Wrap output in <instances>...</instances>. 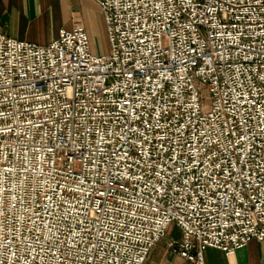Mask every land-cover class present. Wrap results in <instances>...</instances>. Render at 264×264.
<instances>
[{"label":"built area","instance_id":"obj_1","mask_svg":"<svg viewBox=\"0 0 264 264\" xmlns=\"http://www.w3.org/2000/svg\"><path fill=\"white\" fill-rule=\"evenodd\" d=\"M96 1L108 54L0 32V264L264 243V0Z\"/></svg>","mask_w":264,"mask_h":264},{"label":"crops","instance_id":"obj_2","mask_svg":"<svg viewBox=\"0 0 264 264\" xmlns=\"http://www.w3.org/2000/svg\"><path fill=\"white\" fill-rule=\"evenodd\" d=\"M78 24L88 32L93 52L99 53L109 44L103 11L96 0H0V32L19 40L48 45L62 28L72 29ZM174 226V238H178L181 233ZM164 249L169 250L168 243L159 241L144 264L158 263ZM204 258L206 264H264V243L253 239L230 255L208 247ZM179 259L183 264L188 262Z\"/></svg>","mask_w":264,"mask_h":264},{"label":"rangeland","instance_id":"obj_3","mask_svg":"<svg viewBox=\"0 0 264 264\" xmlns=\"http://www.w3.org/2000/svg\"><path fill=\"white\" fill-rule=\"evenodd\" d=\"M99 53H104V54H108L110 53V46L109 44L106 45L104 47L103 50H100ZM175 224H171L167 230V234L165 236V238H163L160 242L165 241L166 243H168L169 239L171 237H177V232L175 229ZM160 258L158 259V263L155 264H183L182 260L179 259V257L175 254H172V252H170L167 249H164L160 252ZM185 264H190V263H185Z\"/></svg>","mask_w":264,"mask_h":264}]
</instances>
